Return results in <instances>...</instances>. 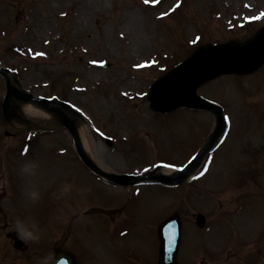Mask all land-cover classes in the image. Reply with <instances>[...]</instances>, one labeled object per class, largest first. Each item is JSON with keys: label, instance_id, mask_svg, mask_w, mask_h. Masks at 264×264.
Here are the masks:
<instances>
[{"label": "rangeland", "instance_id": "obj_1", "mask_svg": "<svg viewBox=\"0 0 264 264\" xmlns=\"http://www.w3.org/2000/svg\"><path fill=\"white\" fill-rule=\"evenodd\" d=\"M156 1L148 0L147 4L145 0H0L1 62L17 72L19 82L27 90L38 95H56L82 113H90L96 122L83 120L98 158L119 171L128 167L126 171L136 172L152 166L154 158L149 159L144 150L166 160L174 157L176 151L179 155L187 153L182 158L176 156L174 167L186 161L212 130L214 117L209 112L191 109L154 115L147 95L151 84L199 45L208 41L243 42L264 24L261 15L264 0H160L153 6ZM63 15L67 17L61 18ZM103 60L110 61L111 65L99 67L98 62ZM263 83L264 65L252 75L222 76L203 88L204 93L229 107V116L233 120L221 152L218 155L216 151L205 165L209 171L204 177L217 178L216 183H221L226 178L225 170L220 174L224 162L225 169L232 172L228 167L237 160L249 161L256 176L251 178L250 192L242 191L247 181L239 190L217 185L214 195L208 192L206 197L191 204L192 211L207 212L211 222L202 231L199 227L196 229L195 216L190 214L185 219L188 231L193 232L188 237V252L205 247L217 252L222 247L227 248L228 244L232 246L237 240L232 237V232L233 236L235 232L246 233L240 239L242 244L256 245L258 240H253L254 236L263 239ZM4 91L5 85L0 78L1 141L9 149L29 142L32 148L28 156L15 160L13 157L5 161L0 156V264H43L53 253L56 242L64 238L66 245L78 246L83 252V246L86 251V247L91 248L94 244L93 240L100 239L105 233H117L118 226L106 228L105 217L92 219L90 226L88 220L79 223L83 240L78 231L66 229L73 212L77 213L85 203L97 202L96 196L89 191L81 195L78 190L93 191L92 188L97 189V186L91 183L93 178L78 157H74L73 139L66 128L58 127L51 132H20L5 138V130L13 129L6 120ZM138 93L143 95L141 99L137 98ZM99 125L109 131L110 138L95 133L93 126ZM192 128L199 133H189ZM149 132L151 135L146 134ZM200 136L201 141H198ZM24 137L27 141L23 143ZM137 145L139 149H134ZM133 149L135 151L131 153ZM235 149L239 156L234 153ZM130 159L138 162H130ZM29 161L39 165L31 177L21 173V166ZM257 162L261 163V169ZM30 184L39 191L36 202L25 195ZM65 184L73 185V189L61 196ZM107 187L114 193L119 189ZM254 187L256 190L253 191ZM197 193L205 194V191ZM130 196L121 195V199L126 203ZM157 199L160 203L142 197L140 206L131 208L126 220L135 225L138 224L133 220L134 215L150 220L154 207L162 206L165 197L158 194ZM167 199L171 204L166 212L161 207L165 212L162 215L177 206L178 198L170 195ZM103 204L110 203L105 200ZM190 207L186 208L188 213ZM29 217L39 224L43 233L41 240L15 248V242L6 233L16 219ZM235 217L239 218L234 220ZM7 222L10 224L5 225ZM155 223L150 222L148 228L154 231ZM75 225L72 223L73 228ZM244 225L253 232L243 228ZM138 232L144 237L140 236V242L132 239V244L140 246L142 243L150 249L154 245L153 235L145 237L141 227ZM221 233L228 235L216 239ZM210 234L214 235L211 237ZM215 252L213 254H217ZM85 255L88 258V254ZM211 258L208 263H215V257L211 255ZM111 264H123V259L115 257Z\"/></svg>", "mask_w": 264, "mask_h": 264}, {"label": "water", "instance_id": "obj_2", "mask_svg": "<svg viewBox=\"0 0 264 264\" xmlns=\"http://www.w3.org/2000/svg\"><path fill=\"white\" fill-rule=\"evenodd\" d=\"M259 35L256 36L255 39H253L250 42H247L243 45H235V44H226V45H217L215 47V50H212L210 54L204 53L205 56L208 58H211V60L208 62L207 59V65L203 68H207L210 70L208 75H211L213 73L219 72V71H234V70H243V65L251 58V56L256 55L257 52H255L257 49V46L259 45L258 41ZM226 47H232L234 48L231 52H228L224 58H227L224 62L222 61L223 59V52L222 49ZM261 53V52H260ZM264 54V53H262ZM204 56V58H205ZM199 73V71H197ZM10 91H15L14 88L10 86ZM190 96L191 94L188 93ZM193 98L196 100V104L201 105V106H206V107H212L210 104L200 100L197 98L196 94L194 91L192 92ZM33 100H35L33 98ZM39 101V100H36ZM62 254V251L58 250L57 251V256L51 261L50 264H56V259L58 258L59 255Z\"/></svg>", "mask_w": 264, "mask_h": 264}, {"label": "clouds", "instance_id": "obj_3", "mask_svg": "<svg viewBox=\"0 0 264 264\" xmlns=\"http://www.w3.org/2000/svg\"><path fill=\"white\" fill-rule=\"evenodd\" d=\"M38 167L39 165L37 162H26L21 166V173L28 177L34 176ZM72 189L73 185L65 184L61 189L60 195H67ZM78 191L81 195H84L86 192L90 191V189H79ZM25 195L32 202L38 201L40 196L39 191L31 184L29 185V189L25 191ZM12 230L17 234L18 239L26 245L29 243H38L43 234L39 224L31 217L27 219H16L12 225ZM44 264H46V261Z\"/></svg>", "mask_w": 264, "mask_h": 264}, {"label": "bare ground", "instance_id": "obj_4", "mask_svg": "<svg viewBox=\"0 0 264 264\" xmlns=\"http://www.w3.org/2000/svg\"><path fill=\"white\" fill-rule=\"evenodd\" d=\"M9 74L14 80L15 76L13 75V73L9 72ZM21 108H22V111L25 113V115H27L30 118H33L36 122L40 123L43 126H55L56 125V121L53 120L54 118L47 111L40 108L34 103L21 104ZM71 117L74 118V115ZM78 122H79L78 124L79 132L83 136L84 145L87 151L92 155L94 154L96 155L97 152H96L95 146L92 143V140H90L88 128L86 127L84 122H80V120ZM163 172L172 173L174 172V170L165 168Z\"/></svg>", "mask_w": 264, "mask_h": 264}, {"label": "snow or ice", "instance_id": "obj_5", "mask_svg": "<svg viewBox=\"0 0 264 264\" xmlns=\"http://www.w3.org/2000/svg\"><path fill=\"white\" fill-rule=\"evenodd\" d=\"M147 2H148V0H145V3H147ZM261 15L264 16V13H262ZM257 19H259V17H257ZM207 171H208V168H207V166H206L205 169H204V171H202V172L200 173V175L203 176V175L205 174V172H207Z\"/></svg>", "mask_w": 264, "mask_h": 264}]
</instances>
